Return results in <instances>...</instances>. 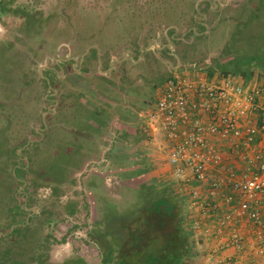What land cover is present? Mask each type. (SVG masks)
Returning a JSON list of instances; mask_svg holds the SVG:
<instances>
[{"label": "rangeland", "instance_id": "374dc122", "mask_svg": "<svg viewBox=\"0 0 264 264\" xmlns=\"http://www.w3.org/2000/svg\"><path fill=\"white\" fill-rule=\"evenodd\" d=\"M175 69L264 85V0H0V261L39 264L44 240L50 263L103 264L109 213L168 188L186 205L145 129ZM200 234L194 264H216Z\"/></svg>", "mask_w": 264, "mask_h": 264}, {"label": "built area", "instance_id": "2783aa9c", "mask_svg": "<svg viewBox=\"0 0 264 264\" xmlns=\"http://www.w3.org/2000/svg\"><path fill=\"white\" fill-rule=\"evenodd\" d=\"M144 115L148 133L166 141L172 175L196 213L192 226L200 229V215L214 214L215 234L230 230L220 246L235 249L240 264H264V85L175 69ZM245 221L252 224L247 235Z\"/></svg>", "mask_w": 264, "mask_h": 264}, {"label": "trees", "instance_id": "16d2710c", "mask_svg": "<svg viewBox=\"0 0 264 264\" xmlns=\"http://www.w3.org/2000/svg\"><path fill=\"white\" fill-rule=\"evenodd\" d=\"M215 72L211 69L209 74ZM243 74L251 76L253 70ZM25 170L24 166L20 167V171ZM138 171L144 172L146 167ZM182 199L185 202V197L172 196L168 188L157 196L154 193L148 196L142 194V201L135 205L134 211L119 213L115 210V214L109 213L104 232L96 236L102 247L103 264H194L198 253L190 230L192 219L187 216ZM19 211L25 212L23 205H20ZM17 222L18 217L15 218ZM24 228L28 226H22ZM44 245V240L39 242V251ZM39 251L34 255L39 264H55L42 259ZM21 253L20 258L23 259L25 249ZM16 257L18 259L19 254ZM56 264L89 263L85 258L76 256Z\"/></svg>", "mask_w": 264, "mask_h": 264}, {"label": "crops", "instance_id": "0c3cea01", "mask_svg": "<svg viewBox=\"0 0 264 264\" xmlns=\"http://www.w3.org/2000/svg\"><path fill=\"white\" fill-rule=\"evenodd\" d=\"M229 75V74H228ZM252 76H245V78H241L237 77V79L243 83V85H251L253 83H256L254 81V79H250ZM224 148H226V146H224ZM242 164V163H239ZM177 191L175 192H171L172 196H175L177 194H175ZM177 197H181L179 194L177 195ZM183 200V199H182ZM222 205L224 206V208L226 210H229L232 208V203L231 202H223L222 201ZM187 216H189L190 220L193 219V217L196 215V213L194 211H191V208L189 206V202L186 200V205L184 207ZM263 212H264V207L262 208ZM214 214L211 215H200V218L203 222V225L201 226L200 229L194 228L193 226H191V233H192V237L195 241V247L198 243V240L196 239V235L198 234H202V239H204V241L206 242V245L208 246L209 251L206 253L208 260H211L213 262H216L214 260L215 256H221L222 261L221 262H216V264H240V261L238 260V252L236 250H231L229 248L225 249L224 252H222L223 247L220 246L221 240L225 237L228 236L230 233L229 229L225 230L226 235L224 236H220L218 234H215V230L217 227L216 222L214 221ZM209 228V231L207 232L205 229ZM252 229V224L250 221H245L241 227V231L243 233H245L247 235V233L250 234ZM200 234V235H201ZM205 235L207 237H205ZM204 236V237H203ZM200 242V241H199ZM142 245V244H141ZM201 245V244H200ZM252 254V253H251Z\"/></svg>", "mask_w": 264, "mask_h": 264}, {"label": "flooded vegetation", "instance_id": "af4514ba", "mask_svg": "<svg viewBox=\"0 0 264 264\" xmlns=\"http://www.w3.org/2000/svg\"><path fill=\"white\" fill-rule=\"evenodd\" d=\"M0 264H8L7 261H0Z\"/></svg>", "mask_w": 264, "mask_h": 264}, {"label": "water", "instance_id": "95a60500", "mask_svg": "<svg viewBox=\"0 0 264 264\" xmlns=\"http://www.w3.org/2000/svg\"><path fill=\"white\" fill-rule=\"evenodd\" d=\"M35 210V209H34Z\"/></svg>", "mask_w": 264, "mask_h": 264}]
</instances>
